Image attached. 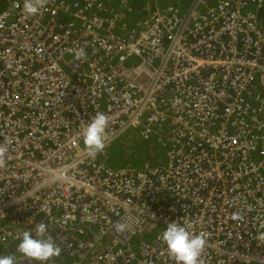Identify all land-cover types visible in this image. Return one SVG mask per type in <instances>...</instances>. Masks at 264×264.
Segmentation results:
<instances>
[{"label":"built area","instance_id":"built-area-1","mask_svg":"<svg viewBox=\"0 0 264 264\" xmlns=\"http://www.w3.org/2000/svg\"><path fill=\"white\" fill-rule=\"evenodd\" d=\"M133 1L0 0V256L40 264L17 248L44 223L46 264H176L175 222L199 264H264V0ZM97 113L104 149L139 129L167 163L90 156Z\"/></svg>","mask_w":264,"mask_h":264},{"label":"clouds","instance_id":"clouds-1","mask_svg":"<svg viewBox=\"0 0 264 264\" xmlns=\"http://www.w3.org/2000/svg\"><path fill=\"white\" fill-rule=\"evenodd\" d=\"M42 2L24 0L23 12L31 17L39 14ZM83 51L77 52V57H82ZM108 118L103 113H97L83 132V142L88 154L95 157L105 147V134ZM125 225L117 226L118 231H123ZM161 240L166 244L168 253L175 258L176 264H199V258L203 251L205 240L200 236L190 234L184 227L175 222L167 225L161 235ZM17 251L28 260L46 264L53 257H58L62 249L49 235L48 226L39 223L32 231H24L20 238ZM0 264H15V257L0 256Z\"/></svg>","mask_w":264,"mask_h":264},{"label":"rangeland","instance_id":"rangeland-1","mask_svg":"<svg viewBox=\"0 0 264 264\" xmlns=\"http://www.w3.org/2000/svg\"><path fill=\"white\" fill-rule=\"evenodd\" d=\"M173 1H183L186 3L188 0ZM212 1L213 0H207V3H211ZM2 7H5V4L2 5ZM138 133L139 129H129L124 132L120 137L107 146L103 152H99V157L114 168L126 167L129 165L141 167L145 163L166 164L168 160L167 154L165 149L157 143V135L151 134L147 137H141ZM81 145L86 148L83 142ZM135 162L141 163V165L138 166Z\"/></svg>","mask_w":264,"mask_h":264},{"label":"trees","instance_id":"trees-1","mask_svg":"<svg viewBox=\"0 0 264 264\" xmlns=\"http://www.w3.org/2000/svg\"><path fill=\"white\" fill-rule=\"evenodd\" d=\"M167 1H168V0H162L163 3H167ZM172 1H173V0H172ZM189 1H191V0H188L186 3H184L183 1H182V2H183L184 4H187ZM144 2H145V0H134V1H133V5H135V10L138 11L139 8L144 4ZM0 7H1V6H0ZM261 16L264 18V8H263V10H262V12H261ZM117 151H120V150H117ZM135 164L138 165V166L141 165V163H136V162H135ZM142 165H143V164H142Z\"/></svg>","mask_w":264,"mask_h":264}]
</instances>
